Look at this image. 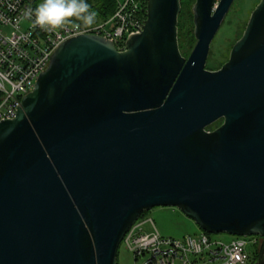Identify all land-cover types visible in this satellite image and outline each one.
Here are the masks:
<instances>
[{
    "label": "water",
    "instance_id": "95a60500",
    "mask_svg": "<svg viewBox=\"0 0 264 264\" xmlns=\"http://www.w3.org/2000/svg\"><path fill=\"white\" fill-rule=\"evenodd\" d=\"M234 2L195 0L189 58L182 0H147L124 51L97 35L59 46L0 122V264H118L159 207L208 235L260 238L264 264V0L229 61L207 69Z\"/></svg>",
    "mask_w": 264,
    "mask_h": 264
},
{
    "label": "built area",
    "instance_id": "2783aa9c",
    "mask_svg": "<svg viewBox=\"0 0 264 264\" xmlns=\"http://www.w3.org/2000/svg\"><path fill=\"white\" fill-rule=\"evenodd\" d=\"M147 0H117L112 17L99 24L65 21L57 28L34 24L29 0H0V122L16 117L22 98L32 92L59 46L81 35L101 36L126 49L129 37L139 34L146 22ZM255 249L262 240L250 237ZM247 238L231 243L213 242L202 232L183 239L163 237L151 220L139 221L121 246L133 255L135 264H253Z\"/></svg>",
    "mask_w": 264,
    "mask_h": 264
},
{
    "label": "rangeland",
    "instance_id": "374dc122",
    "mask_svg": "<svg viewBox=\"0 0 264 264\" xmlns=\"http://www.w3.org/2000/svg\"><path fill=\"white\" fill-rule=\"evenodd\" d=\"M260 1L261 0H235L212 43L207 64L208 70L218 71L228 62L235 43L243 36L250 16ZM193 6L194 4L189 9L192 15ZM195 42L197 43L196 39ZM190 55L186 57L189 58ZM144 220H151L157 231L165 238L183 239L186 236H197L202 233L193 221L184 216L181 211L176 208H154L143 214L142 221ZM209 236L213 242L231 243L235 239V237L226 234ZM247 240L250 242L252 239L247 238ZM255 250V247L250 242L248 251L253 261L257 259L256 255L258 254L255 253ZM118 264H135L133 255L129 253L123 245L120 246Z\"/></svg>",
    "mask_w": 264,
    "mask_h": 264
},
{
    "label": "clouds",
    "instance_id": "9594fccd",
    "mask_svg": "<svg viewBox=\"0 0 264 264\" xmlns=\"http://www.w3.org/2000/svg\"><path fill=\"white\" fill-rule=\"evenodd\" d=\"M95 15L87 0H41L29 12L30 17L34 16V24L46 29L57 28L71 18H76L85 25H92Z\"/></svg>",
    "mask_w": 264,
    "mask_h": 264
},
{
    "label": "trees",
    "instance_id": "16d2710c",
    "mask_svg": "<svg viewBox=\"0 0 264 264\" xmlns=\"http://www.w3.org/2000/svg\"><path fill=\"white\" fill-rule=\"evenodd\" d=\"M32 5L36 8L41 0H29ZM90 6V10L96 13L93 24H99L108 20L112 17L117 9V0H87ZM195 3V0H182V12L179 17V45L182 55L187 58L195 45L194 35V22L193 15L190 12V7ZM147 4L145 3V8ZM70 22L84 24L76 18L69 19ZM92 24V25H93ZM255 253H259V249L255 250ZM258 259V254L256 255ZM257 259L252 260L253 264L256 263Z\"/></svg>",
    "mask_w": 264,
    "mask_h": 264
},
{
    "label": "flooded vegetation",
    "instance_id": "af4514ba",
    "mask_svg": "<svg viewBox=\"0 0 264 264\" xmlns=\"http://www.w3.org/2000/svg\"><path fill=\"white\" fill-rule=\"evenodd\" d=\"M223 122H224V120H220L216 124H214L211 127H209L207 130L210 131V132L215 131L217 128H219L223 124Z\"/></svg>",
    "mask_w": 264,
    "mask_h": 264
},
{
    "label": "crops",
    "instance_id": "0c3cea01",
    "mask_svg": "<svg viewBox=\"0 0 264 264\" xmlns=\"http://www.w3.org/2000/svg\"><path fill=\"white\" fill-rule=\"evenodd\" d=\"M260 250V249H259Z\"/></svg>",
    "mask_w": 264,
    "mask_h": 264
}]
</instances>
